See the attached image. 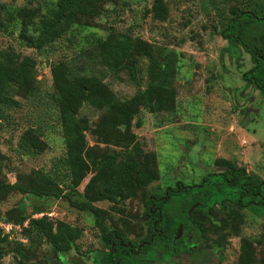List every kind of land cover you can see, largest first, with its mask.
<instances>
[{"label": "rangeland", "instance_id": "374dc122", "mask_svg": "<svg viewBox=\"0 0 264 264\" xmlns=\"http://www.w3.org/2000/svg\"><path fill=\"white\" fill-rule=\"evenodd\" d=\"M153 2L100 0L96 17H82L59 41L39 50L20 42L23 15L19 12L23 9L41 15L54 9L56 0H0V51L12 48L36 62L31 90L16 91V106L1 112L0 183L19 180L28 184L30 179L47 175L66 188V170L61 164L65 141L78 137L82 120L86 121L85 141L96 158L101 153H121L134 135L144 152L156 156L159 178L142 184L133 198L117 206L107 201L94 203L103 211L108 228H119L133 241L146 233L147 221L138 219L144 198L165 186L196 184L219 165L240 167L249 177L264 179V95L255 87L246 86L242 78L253 66L250 56L240 47L227 52L228 42L222 35L233 13L256 10L264 0H162L167 9L164 19L155 18L150 12ZM9 16L14 21H8ZM244 30L259 38L264 34V25L249 23ZM125 36L150 43L151 57L130 56L125 66L113 69L102 61V43L109 39L113 44ZM60 62L71 77H97L120 101L130 99L153 83L161 69H174L176 109L159 114L142 110L127 129L120 126L108 135H94V129L112 114L111 109L84 105L76 115L63 111L51 76L52 65ZM137 119L142 121L140 128L135 126ZM30 129L37 131L41 142L38 150L21 147V138ZM89 177L73 194L77 201L91 198L84 191ZM176 207L173 209L177 211ZM246 208L239 212V231L226 236L220 264H238L246 253L247 264H264V247L255 242L264 239V207L254 204ZM43 215L83 230L76 242L79 253L72 254L77 258L89 250L104 248L89 214L71 208L63 199L10 192L0 195V235H6L8 241L0 264H17L9 251L19 246L18 257L26 264H48L47 260L56 258L44 241L30 242L22 232L29 219ZM22 217L25 221L19 224ZM191 243L186 246L199 249L193 262H201L208 253H201L198 242ZM146 263L164 264L153 260Z\"/></svg>", "mask_w": 264, "mask_h": 264}, {"label": "trees", "instance_id": "16d2710c", "mask_svg": "<svg viewBox=\"0 0 264 264\" xmlns=\"http://www.w3.org/2000/svg\"><path fill=\"white\" fill-rule=\"evenodd\" d=\"M99 2L100 0H56V7L41 15L21 9L19 14L23 16L20 19L22 27L19 31V40L27 48L41 50L64 37L82 17H96L99 14ZM150 12L155 18L164 19L167 9L162 0H154ZM13 19L9 16L8 21L12 22ZM249 23L264 25V4L258 5L256 10L233 13L222 32L228 42V49L225 50L230 52L240 47L250 56L253 66L242 75V78L246 81V86L251 85L264 95V34L255 38L244 32V28ZM1 28L0 24V30ZM151 52L150 43L139 37L125 36L114 40L113 44L106 39L102 43L101 56L104 64L118 69L125 66L130 56L147 59L151 57ZM67 71L66 66L61 62L51 67L52 86L64 105L63 111L76 115L84 105H90L98 110L108 107L111 109L112 114L106 116L94 129V135H108L111 131L116 132L120 126L127 129L131 121L139 117L142 110L150 114H159L173 113L176 109L177 96L172 86L174 69L165 71L161 69L153 83L146 85L144 90L125 101L117 99L113 91L97 77L90 75L71 77ZM35 73L36 62L32 57H22L12 48L0 51V117L3 109L16 106L14 98L16 91L31 90ZM80 122L82 125L77 129L78 137L65 141V157L61 164L66 170V188L47 175L30 179L28 184H22L19 180L6 185L0 183V195L18 192L37 197L63 199L71 208L94 218V226L100 233L104 248L89 250L81 258L72 255L79 253L76 242L82 236L81 228L60 220L53 221L46 215L29 219L22 232L30 242L40 239L49 246L56 258L47 260V263L147 264L141 254L152 246L161 252V259H169L170 257L167 256L173 254L171 249L181 244L176 236L178 226L182 225L183 234H188L191 241L208 247L209 254L213 258L210 261L209 256V264L210 262L220 264L228 232L236 234L239 231L241 222L239 212L242 211L240 205L243 206L247 201L261 202L259 197L251 194L260 192L264 187V181L255 176L249 177L243 168L219 165L228 172H222L220 175V170H215L214 174L204 175L203 182L200 180L196 185L194 182L187 183L190 187L185 189L171 188L166 194L165 188L162 191H155L144 198L142 211L148 213L151 205L161 209V221L157 222V228L161 233L154 234L152 223H149L148 234L133 241L119 228H108L105 225L106 218L103 211L94 203L107 201L117 206L133 198L143 187L142 184L157 180L159 171L156 156L144 152L136 137L132 135L121 153L116 152L113 155L101 153L96 158L93 148L85 141L86 121ZM135 126L137 128L142 126L141 119L136 120ZM36 133L35 129L25 133L21 138V147L38 150L41 142ZM88 175L90 177L84 191L89 193L91 198L84 202L77 201L73 194L78 193L79 186ZM245 184L249 186H244ZM261 193L264 197V192ZM158 198L163 199L152 201ZM175 202H178L177 207ZM194 204L193 210L188 212ZM246 206L251 207L253 204L249 203ZM175 207L179 210H174ZM24 221L25 218L22 217L19 224H23ZM153 221H157V215ZM151 236L153 238L150 239ZM180 239L182 241V236ZM7 242V236L0 235V260L5 253L4 247L8 245ZM143 242H147L148 245L138 248ZM182 242L184 245V241ZM255 242L264 247L262 239L258 238ZM19 247L9 252H12L18 260L17 264H26L18 257L21 253ZM194 258L196 260V256ZM246 259H248L247 253L238 264H247Z\"/></svg>", "mask_w": 264, "mask_h": 264}, {"label": "flooded vegetation", "instance_id": "af4514ba", "mask_svg": "<svg viewBox=\"0 0 264 264\" xmlns=\"http://www.w3.org/2000/svg\"><path fill=\"white\" fill-rule=\"evenodd\" d=\"M216 170H220L219 174L221 175L222 172H228V170L222 166H218ZM209 175V174H214L213 171L212 172H207L205 173L204 175ZM203 175V176H204ZM202 176V177H203ZM230 176H233L232 174H230ZM264 181V179L262 180ZM201 182L202 179H201ZM196 185V184H194ZM173 186V185H172ZM244 186H249L247 184H245ZM188 188L190 187V184H178L177 186H174V187H171V186H167L165 187V190H164V193H168V190H170L171 188H177V189H185V188ZM247 189V188H246ZM252 196H256V197H259L262 201L258 202V201H247L246 204H244L243 206L240 205V209L242 208V210H246L247 208V204L251 203V204H255V205H260V206H263L264 207V197H262V193L261 192H255V193H252L251 194ZM163 198H158V199H152V201H158V200H162ZM195 205V204H194ZM151 208H154V209H151ZM151 208L148 209V213L142 211L141 215L139 216L138 219H142V220H146L147 221V228H148V224L149 223H152V227H153V231H154V234H160L161 233V230L157 228V222H160L161 221V215H162V211L161 209H159V207L157 206H154V205H151ZM194 208V207H193ZM193 208L188 211V212H191L193 210ZM176 210V209H174ZM179 210V209H178ZM155 215H157V221H153V218H155ZM181 226V232H180V235L179 237L176 236L179 240V242L181 244H178V245H175V248L171 249L172 251V255L170 254V256H167V257H170L169 259H161L162 258V255L161 252L159 250H156V249H148L147 251H145V253L143 252L141 255H142V259L144 261H149L152 262H155V261H158V262H161V263H164V264H209V250L207 249L208 247H206L204 244H201L199 246V248L201 249V253L202 254H205V253H208L204 256V259L201 261V262H193V258L194 257L193 255L196 256V258L198 257V253L199 252L198 248L197 247H192V246H186V243H189L188 245H191V239H189V235L188 234H183V227L182 225H179ZM178 226V228H179ZM146 228V233L145 234H148V230ZM177 235H178V232H177ZM181 236H182V241H184V245H183V242L181 241ZM144 238V236H143ZM153 238L152 236L150 237V239ZM260 239H263V238H260ZM264 240V239H263ZM151 241V240H150ZM186 242V243H185ZM143 245H148L147 242H143L138 248H141V246ZM159 251V252H158ZM152 252V253H151ZM135 254H137V252H135ZM154 256H157V257H154ZM178 258V259H177ZM180 258V259H179ZM171 259V260H170ZM184 259V260H183ZM151 264V263H150ZM153 264V263H152Z\"/></svg>", "mask_w": 264, "mask_h": 264}, {"label": "water", "instance_id": "95a60500", "mask_svg": "<svg viewBox=\"0 0 264 264\" xmlns=\"http://www.w3.org/2000/svg\"><path fill=\"white\" fill-rule=\"evenodd\" d=\"M180 232H181V226H179V228H178V237H179V235H180Z\"/></svg>", "mask_w": 264, "mask_h": 264}]
</instances>
